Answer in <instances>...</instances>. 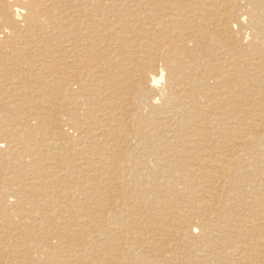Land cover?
I'll list each match as a JSON object with an SVG mask.
<instances>
[{
	"label": "bare ground",
	"instance_id": "6f19581e",
	"mask_svg": "<svg viewBox=\"0 0 264 264\" xmlns=\"http://www.w3.org/2000/svg\"><path fill=\"white\" fill-rule=\"evenodd\" d=\"M6 93L0 264H264V0H0Z\"/></svg>",
	"mask_w": 264,
	"mask_h": 264
},
{
	"label": "rangeland",
	"instance_id": "374dc122",
	"mask_svg": "<svg viewBox=\"0 0 264 264\" xmlns=\"http://www.w3.org/2000/svg\"><path fill=\"white\" fill-rule=\"evenodd\" d=\"M30 94V95H29ZM11 95H13V93H6V94H0V97H4V98H6L5 100L7 101V103H6V105L8 104V105H18L19 103H23L22 105H25V106H31L30 108H28V109H26L25 111H28L29 113H31V114H35V113H37L38 111H39V108H41V105H40V107H38V104L36 103V101L37 102H39V98L38 97H41L40 96V94H34V96L31 94V93H25L23 96H25L23 99H25V98H29V99H25V101H23V99H22V97H21V94H18L17 95V97H15V100H11ZM19 95H20V97H19ZM6 96V97H5ZM9 96V97H8ZM29 96V97H28ZM32 96V97H31ZM35 96L37 97V99L38 100H36L35 101ZM17 98V99H16ZM32 98V99H31ZM22 100V101H21ZM28 100V101H27ZM30 100H31V102H30ZM32 100H34V101H32ZM13 101H15V102H13ZM21 101V102H20ZM26 101H27V103H28V105H26L27 103H26ZM10 103V104H9ZM12 103V104H11ZM25 103V104H24ZM30 103V104H29ZM33 103V104H32ZM0 105H5V104H0ZM43 107V106H42ZM31 109H33V110H31ZM35 109H37L36 111H34ZM0 110H2V107L0 106ZM2 111H4V110H2ZM19 113H21L20 111L19 112H14V115H12V116H16V115H18ZM9 114V113H8ZM77 158V157H76ZM264 163V162H263ZM25 175H27V174H25ZM127 178H128V176H127ZM128 181L126 180V182L125 183H127ZM130 183H127V184H125V189H126V192H127V190H132L131 188H132V185H131V181H129ZM153 181H151V180H149V183H152ZM155 184V183H154ZM127 186V187H126ZM108 198V197H107ZM158 209V208H157ZM151 211H157L155 208L153 209L152 208V210ZM242 213V212H241ZM228 214L229 215H231V214H236V215H238L237 214V212L234 210V209H232L230 212H228ZM235 215V217H239V218H241L242 217V215L241 214H239V216H236ZM132 216H134V215H132ZM246 235V239H249L250 240V234H245ZM244 235V236H245ZM249 235V236H248ZM166 235H164V238H166L165 239V243H167V242H171V243H174V245H172L170 248H168V246H166V248L165 249H162V252H163V250H164V252H166V251H169V253H166L167 255H168V257H167V259L168 260H166V261H168V264H179L178 263V261L177 260H175V254H177L176 256H181V257H184V256H187L188 255V253L191 251V247L189 246V245H187V246H181V248L183 249V250H185V251H181V250H179L178 248H176L177 246H180L179 244H181V239L179 238V239H177L178 238V236H167V237H165ZM230 235H228L227 237H229ZM227 237H225L224 236V239L227 241ZM230 237H232V239H235V241H238L239 240V238L241 239V233H237V232H233V233H231V236ZM75 237H73L72 238V240H76V241H78L77 239H74ZM175 238V239H174ZM164 240V239H163ZM166 240H168L167 242H166ZM68 241V240H67ZM250 241H252V240H250ZM174 246V247H173ZM166 250V251H165ZM188 251V252H187ZM194 255H196L195 253H194ZM198 258V256L196 255V256H193L192 258ZM153 258H159V256H155V257H153ZM195 258V259H196ZM176 261V262H175ZM213 264H217V262H214ZM218 264H229L228 263V261L226 260V261H224V262H221V263H218Z\"/></svg>",
	"mask_w": 264,
	"mask_h": 264
}]
</instances>
